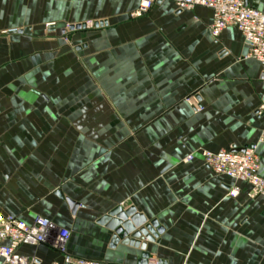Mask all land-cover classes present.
Masks as SVG:
<instances>
[{"label": "crops", "instance_id": "obj_1", "mask_svg": "<svg viewBox=\"0 0 264 264\" xmlns=\"http://www.w3.org/2000/svg\"><path fill=\"white\" fill-rule=\"evenodd\" d=\"M138 4L0 0V213L47 218L69 232V255L98 264L141 258L99 224L117 207L156 224L148 262L264 264V197L200 155L256 143L260 65L237 29L210 36L208 9L162 2L134 17ZM19 253L63 264L44 245Z\"/></svg>", "mask_w": 264, "mask_h": 264}, {"label": "built area", "instance_id": "obj_2", "mask_svg": "<svg viewBox=\"0 0 264 264\" xmlns=\"http://www.w3.org/2000/svg\"><path fill=\"white\" fill-rule=\"evenodd\" d=\"M170 2L178 11H190L196 7L208 9L212 13V23L209 27L210 36L216 40L220 34L235 28L241 34L247 48L246 59L257 61L264 78V10L249 6L245 0H139L138 8L132 15L141 17L148 13L157 3ZM48 24L47 27H52ZM71 29L70 26L65 31ZM16 29L2 31V34H14ZM198 111L201 108H197ZM256 115L264 118V104ZM264 146V123L259 137L254 145L243 152L219 151L211 153L201 151L200 155L205 166L217 176H224L235 182L246 183L249 186L247 197L257 199L264 197V177L260 174V159L258 146ZM190 155L186 161H191ZM236 187L228 191V196L238 195ZM69 232L57 227L44 217H35L31 224L9 215L0 213V264H32V260L21 255L22 247L47 246L62 256L63 264H98L72 257L67 253ZM52 264H59L53 262ZM148 264H156L150 261Z\"/></svg>", "mask_w": 264, "mask_h": 264}, {"label": "water", "instance_id": "obj_3", "mask_svg": "<svg viewBox=\"0 0 264 264\" xmlns=\"http://www.w3.org/2000/svg\"><path fill=\"white\" fill-rule=\"evenodd\" d=\"M244 149L234 152H243ZM60 198V193H57ZM73 212L77 206L73 201L65 199ZM99 224L105 226L112 233L111 247L117 244L138 249L142 254L138 264H148L149 255L146 253L147 243H154L157 235L155 223L146 224L144 217L136 213L134 208L122 210L117 207L103 217ZM159 233V231H158ZM156 264H162L157 261Z\"/></svg>", "mask_w": 264, "mask_h": 264}, {"label": "rangeland", "instance_id": "obj_4", "mask_svg": "<svg viewBox=\"0 0 264 264\" xmlns=\"http://www.w3.org/2000/svg\"><path fill=\"white\" fill-rule=\"evenodd\" d=\"M65 42H66V38H65ZM71 44V43H70Z\"/></svg>", "mask_w": 264, "mask_h": 264}]
</instances>
